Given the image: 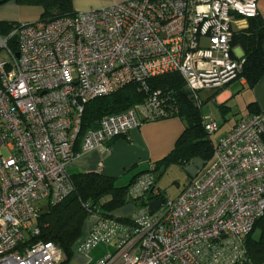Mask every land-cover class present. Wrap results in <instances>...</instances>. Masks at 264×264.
Returning <instances> with one entry per match:
<instances>
[{
  "label": "built area",
  "instance_id": "obj_1",
  "mask_svg": "<svg viewBox=\"0 0 264 264\" xmlns=\"http://www.w3.org/2000/svg\"><path fill=\"white\" fill-rule=\"evenodd\" d=\"M257 16L258 0H124L0 34V264L63 262L58 245L34 240L33 222L74 189L68 167L90 100L130 84L148 92L151 77L178 72L201 105V92L241 77L234 34ZM160 95L104 116L81 138V152L127 136L142 114L166 116ZM205 128L213 134L218 122ZM214 146L175 199L161 193L154 165L139 175L130 223L84 203L93 222L75 252L105 243L115 250L96 264L250 263L247 237L264 215V112L242 117Z\"/></svg>",
  "mask_w": 264,
  "mask_h": 264
},
{
  "label": "trees",
  "instance_id": "obj_2",
  "mask_svg": "<svg viewBox=\"0 0 264 264\" xmlns=\"http://www.w3.org/2000/svg\"><path fill=\"white\" fill-rule=\"evenodd\" d=\"M57 3L60 7L58 12L52 14L46 10L42 21H52L76 12L73 10L72 0H57ZM10 45L14 52L18 51L16 39H12ZM233 46L243 51L242 59L245 63L242 76L246 79L247 86L253 88L264 77V19L260 16L250 18L248 27L235 32ZM148 85V92L140 89L138 84H130L90 100L85 105L75 151L79 153L83 135L89 129L96 128L104 116L119 114L143 104L152 92L160 91L163 107L167 112L164 117H180L186 126L172 151L154 164L155 170L161 171L174 163L188 164L196 158L210 162L214 157L215 146L212 134L205 128L206 119L200 108L202 100L199 105L178 72L151 77ZM219 108L222 109L223 105H219ZM142 173L127 184H120L118 177L95 171L71 174L74 189L63 201L43 209L37 222L40 234L34 240L54 242L63 251L64 258L66 256V261L61 264H66L75 254L74 246L82 237L89 217L90 211L84 207V203L89 202L91 212L98 213L101 217H115L121 222L130 223V217H116L112 213L131 203L130 187ZM136 204L146 206L148 201ZM258 226L262 227L261 239L255 240L252 234ZM247 248L251 262L246 264H264V215L248 235Z\"/></svg>",
  "mask_w": 264,
  "mask_h": 264
},
{
  "label": "crops",
  "instance_id": "obj_3",
  "mask_svg": "<svg viewBox=\"0 0 264 264\" xmlns=\"http://www.w3.org/2000/svg\"><path fill=\"white\" fill-rule=\"evenodd\" d=\"M120 1L124 0H72V7L74 11L79 12L91 8L105 7ZM258 9L259 16L264 19V0H258ZM238 50L243 55L242 49L235 47L236 55ZM244 87L248 88L251 92L246 100V103L248 101L247 110L244 114L235 118L224 135L242 117L264 112V77L253 88H250L247 86L246 79L241 74L239 79L233 81L222 90H206L201 92V95H203L201 97L202 105L200 107L202 116L206 120H216L219 129L228 124L229 115L233 109L232 102L235 99V94L240 88L243 89ZM211 102L216 106L221 116L220 121L217 119L213 109H206ZM219 105H223V108L220 109ZM204 107L205 110H203ZM238 111L236 110V112ZM141 120V125L130 131L127 136L118 137L106 145L90 151L81 152L80 150V154L68 167L70 174L95 171L108 176L118 177L121 182L125 181L124 184H127L132 178L148 170L150 166L154 165L172 151L177 139L186 126L184 120L177 116L147 119L142 114ZM133 210L134 204L129 203L115 210L112 214L116 217H130ZM89 227V225L85 227L82 237L86 235Z\"/></svg>",
  "mask_w": 264,
  "mask_h": 264
},
{
  "label": "rangeland",
  "instance_id": "obj_4",
  "mask_svg": "<svg viewBox=\"0 0 264 264\" xmlns=\"http://www.w3.org/2000/svg\"><path fill=\"white\" fill-rule=\"evenodd\" d=\"M59 5L57 0H0V34L6 35L8 32L13 30V27L18 24L34 23L43 19V14L45 11L50 13H56L59 10ZM7 32V33H6ZM6 50L1 53L4 54ZM237 55H242L240 50L237 51ZM2 56V55H1ZM3 58V57H1ZM250 90L248 88H240L235 94V99L232 102L233 109L229 115V122L226 126L220 127L218 131H215L211 138L214 143H216L224 133L230 128L236 117L244 114L247 110L246 100L250 95ZM203 97V95H201ZM207 108L213 109L217 119L220 121L221 116L214 104L211 102L208 104ZM205 110V107L204 109ZM236 110H239L236 112ZM241 110V111H240ZM236 112V113H234ZM205 160L201 158H196L188 164H170L165 169L161 171H156L157 185L163 194V196L170 199L177 198L185 187L190 183L192 178L197 173L198 168L204 166ZM124 184L125 181L119 182ZM43 205H46L44 201ZM92 220H88L85 223L91 225ZM37 225V221L33 222V226ZM262 234V227L258 226L252 236L255 240H260ZM114 247L107 245L105 243H100L95 248H93L89 253L83 254L75 252L73 258L66 264H96L100 260L104 259L107 254L114 252ZM66 261V256L63 263Z\"/></svg>",
  "mask_w": 264,
  "mask_h": 264
},
{
  "label": "water",
  "instance_id": "obj_5",
  "mask_svg": "<svg viewBox=\"0 0 264 264\" xmlns=\"http://www.w3.org/2000/svg\"><path fill=\"white\" fill-rule=\"evenodd\" d=\"M163 199H158L155 201H152L149 205V209L151 212H154L157 208H159L163 204Z\"/></svg>",
  "mask_w": 264,
  "mask_h": 264
}]
</instances>
